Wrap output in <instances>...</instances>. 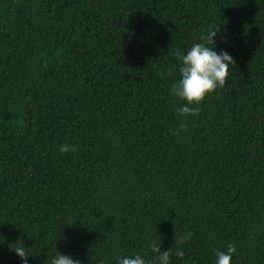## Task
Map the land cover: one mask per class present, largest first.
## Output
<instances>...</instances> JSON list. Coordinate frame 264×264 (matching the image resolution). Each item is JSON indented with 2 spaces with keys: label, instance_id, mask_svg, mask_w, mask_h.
<instances>
[{
  "label": "trees",
  "instance_id": "16d2710c",
  "mask_svg": "<svg viewBox=\"0 0 264 264\" xmlns=\"http://www.w3.org/2000/svg\"><path fill=\"white\" fill-rule=\"evenodd\" d=\"M219 25L230 76L180 117L174 52ZM153 239L171 264L229 243L264 264V0H0V264Z\"/></svg>",
  "mask_w": 264,
  "mask_h": 264
},
{
  "label": "clouds",
  "instance_id": "9594fccd",
  "mask_svg": "<svg viewBox=\"0 0 264 264\" xmlns=\"http://www.w3.org/2000/svg\"><path fill=\"white\" fill-rule=\"evenodd\" d=\"M220 29L214 26L206 32H202L198 40L193 41L186 51L176 49L174 55L179 63V78L174 81L170 88V93L185 101L176 107V112L180 117L198 115L199 105L204 98L219 87L226 84L230 76L231 66L235 64L233 56L225 49L216 50L215 37ZM181 128H186L187 124L182 122ZM73 144H61L59 151L65 153L75 151ZM192 233L187 232L179 240H187ZM178 241L175 238V244ZM150 248L155 255L151 259H146L144 255L136 252L132 255H123L117 258L116 264H171V257L183 256L181 248L161 249V241L153 239L149 242ZM21 257L22 264H28L25 249L21 246L12 247ZM215 264H230L232 256L236 251L234 244L229 243L226 249H214ZM50 264H82V262L71 254L56 251L51 257ZM97 264H104L98 260Z\"/></svg>",
  "mask_w": 264,
  "mask_h": 264
}]
</instances>
